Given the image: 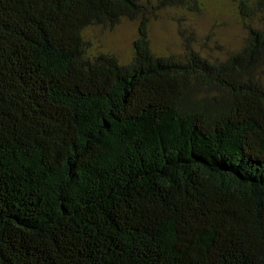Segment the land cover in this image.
Returning a JSON list of instances; mask_svg holds the SVG:
<instances>
[{"label":"trees","instance_id":"trees-1","mask_svg":"<svg viewBox=\"0 0 264 264\" xmlns=\"http://www.w3.org/2000/svg\"><path fill=\"white\" fill-rule=\"evenodd\" d=\"M243 47L152 49L200 0H0V264H264V0ZM137 23L133 58L84 31Z\"/></svg>","mask_w":264,"mask_h":264},{"label":"rangeland","instance_id":"rangeland-1","mask_svg":"<svg viewBox=\"0 0 264 264\" xmlns=\"http://www.w3.org/2000/svg\"><path fill=\"white\" fill-rule=\"evenodd\" d=\"M139 1L155 3V0ZM149 31L157 56L178 58L188 47L211 62L225 60L240 50L247 38L246 26L238 17L232 0H200L199 12L161 11L152 20ZM136 37L137 23L126 19L113 29L95 26L84 31L90 58L108 53L123 65L133 58ZM258 77L264 86V69Z\"/></svg>","mask_w":264,"mask_h":264}]
</instances>
